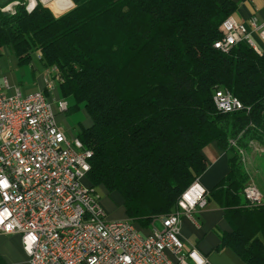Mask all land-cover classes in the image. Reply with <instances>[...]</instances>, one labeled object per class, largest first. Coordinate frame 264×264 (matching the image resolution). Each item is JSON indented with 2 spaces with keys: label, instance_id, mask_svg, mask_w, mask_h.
I'll list each match as a JSON object with an SVG mask.
<instances>
[{
  "label": "trees",
  "instance_id": "trees-1",
  "mask_svg": "<svg viewBox=\"0 0 264 264\" xmlns=\"http://www.w3.org/2000/svg\"><path fill=\"white\" fill-rule=\"evenodd\" d=\"M52 2L62 14L40 0L32 12L28 0H0V56L9 51L22 68L39 53L43 70H57L61 100L84 106L91 126L77 138L93 153L89 185L118 194L126 219L151 231L207 171L204 151L216 144L231 155L228 175L207 195L230 227L219 250L264 264V205L244 197L252 176L239 154L264 147V51L214 47L234 0ZM219 89L249 111L218 112Z\"/></svg>",
  "mask_w": 264,
  "mask_h": 264
},
{
  "label": "built area",
  "instance_id": "built-area-1",
  "mask_svg": "<svg viewBox=\"0 0 264 264\" xmlns=\"http://www.w3.org/2000/svg\"><path fill=\"white\" fill-rule=\"evenodd\" d=\"M28 1L32 12L37 2ZM14 6L4 11L13 12ZM249 26L264 43V24L253 18ZM221 32L214 47L222 53L245 42L261 54L246 24L231 18ZM57 74L46 72L44 90L29 95L6 77L0 82V236H19L28 264H209L181 239L182 219H193L208 206V191L199 180L184 192L177 211L155 219L148 234L129 219H108L98 189L87 182L93 153L57 123L68 111L66 101L54 98ZM214 103L222 114L249 111L228 90H216ZM250 147L264 153L257 143ZM239 154L246 166L247 154ZM243 194L250 205H264L253 181Z\"/></svg>",
  "mask_w": 264,
  "mask_h": 264
},
{
  "label": "crops",
  "instance_id": "crops-1",
  "mask_svg": "<svg viewBox=\"0 0 264 264\" xmlns=\"http://www.w3.org/2000/svg\"><path fill=\"white\" fill-rule=\"evenodd\" d=\"M234 2L236 3L238 9L236 14L233 16V19L248 26L251 39L257 45L259 50L263 52L264 43L260 39L258 32L254 31L249 26V24L253 18H256L260 25L264 24V1L234 0ZM56 12L62 13V10L60 9ZM3 51H1V56ZM4 77L8 78L13 86L20 88L22 91L21 85L13 84L12 82L14 81L9 75H5ZM45 79L46 71L44 70L42 78L43 88L41 91H43L45 88ZM87 126L90 127L91 123ZM204 154L206 160L208 161L209 167L207 171L201 176L199 181L209 193L228 175L229 159L231 158V155L220 150L216 144L208 146L205 149ZM256 165V161H253L249 158L248 166L251 168ZM113 196H117L120 204L124 203L123 199L118 194H113ZM108 219L119 220L110 218ZM124 219H126V216ZM141 232L143 234H148L150 231L142 230ZM227 232H230V227L224 218V212L214 203H209L208 206L203 210H197L193 216V219L184 217L181 221V239L183 240L185 246L188 248L196 247L207 259L209 264H244L231 250H219L221 245V236ZM11 237L18 238L20 242L19 236ZM21 253L26 257L22 247ZM26 259L28 261L27 257Z\"/></svg>",
  "mask_w": 264,
  "mask_h": 264
},
{
  "label": "rangeland",
  "instance_id": "rangeland-1",
  "mask_svg": "<svg viewBox=\"0 0 264 264\" xmlns=\"http://www.w3.org/2000/svg\"><path fill=\"white\" fill-rule=\"evenodd\" d=\"M35 1L37 2L38 0ZM40 1L44 2V0ZM52 3L53 2L51 1L46 4V6L50 7L55 14L60 15V13L55 11L56 9H54ZM39 58V53H34L31 65L20 68L17 66V61L13 54L9 53L7 50L3 51L2 56L0 57V81L5 75H9L14 81L12 82L13 84L21 85L24 95L41 91L43 88L42 78L44 70L40 64ZM56 87L57 94L54 95V98L61 99L58 83H56ZM66 102L68 103L70 111L58 115L57 123L65 135L69 139H73L78 136L82 128L88 127L87 125L91 123V119L84 109V106L80 105L77 110H74L73 108L75 106V102L72 99H67ZM257 146L261 150H264L263 146L261 147L258 144ZM249 158L256 161L257 165L250 168L248 166ZM247 160V165H243L251 174L252 180L256 184L259 191L264 195V153L261 154L252 149L247 155ZM98 194L101 198V205L105 209L108 218L119 220L125 218L123 204H120L117 196L114 197L113 195H109L102 188L98 189ZM20 246L18 238L0 237V255L4 258L6 264H28L26 257L21 253Z\"/></svg>",
  "mask_w": 264,
  "mask_h": 264
},
{
  "label": "bare ground",
  "instance_id": "bare-ground-1",
  "mask_svg": "<svg viewBox=\"0 0 264 264\" xmlns=\"http://www.w3.org/2000/svg\"><path fill=\"white\" fill-rule=\"evenodd\" d=\"M51 1H54V0H44V2L46 3H50ZM35 0H32V4L35 5ZM27 11H28V7H27Z\"/></svg>",
  "mask_w": 264,
  "mask_h": 264
},
{
  "label": "water",
  "instance_id": "water-1",
  "mask_svg": "<svg viewBox=\"0 0 264 264\" xmlns=\"http://www.w3.org/2000/svg\"><path fill=\"white\" fill-rule=\"evenodd\" d=\"M43 4H45V5H46V4H48V3H46V2H43ZM72 7H73V4H72Z\"/></svg>",
  "mask_w": 264,
  "mask_h": 264
}]
</instances>
